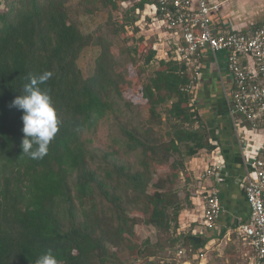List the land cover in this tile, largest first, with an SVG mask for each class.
<instances>
[{"label": "trees", "instance_id": "1", "mask_svg": "<svg viewBox=\"0 0 264 264\" xmlns=\"http://www.w3.org/2000/svg\"><path fill=\"white\" fill-rule=\"evenodd\" d=\"M70 1L0 0V264H35L49 249L60 264H174L161 257L166 249L195 258L226 232H179L194 192L176 188L188 177L186 158L206 145L196 129L195 96L184 91L191 82L185 64L161 60L146 80L157 52L141 22L158 0H129L125 8L126 0H82V14L110 12L109 33L89 35L71 19ZM114 37H123L126 48L118 49ZM92 46L101 52L85 78L78 63ZM45 72L52 75L39 87L50 90L59 130L47 154L32 159L22 154L23 112L11 104ZM163 111L165 135L158 130ZM104 120L116 132L107 151L83 140ZM146 229L155 242L144 237ZM230 252L213 253L208 264H237Z\"/></svg>", "mask_w": 264, "mask_h": 264}, {"label": "built area", "instance_id": "2", "mask_svg": "<svg viewBox=\"0 0 264 264\" xmlns=\"http://www.w3.org/2000/svg\"><path fill=\"white\" fill-rule=\"evenodd\" d=\"M220 6H213L207 0H158V5L148 6L141 22L142 32H148L146 39L153 43L157 59L162 52L168 58L184 63L190 77V84L184 88L190 95L195 89L202 72L204 53L213 57L227 53L228 77L233 91L228 101L229 118L238 126L239 119L245 121L254 131H264V25L243 33L228 32L216 34L213 31L211 14ZM147 17L151 19L148 23ZM154 40L151 41V36ZM244 139L239 144L243 146ZM243 148L244 176L234 180L243 191L250 207V218L241 223L234 234L249 248L250 264H264V145L254 149L247 156ZM226 164L222 152L216 150L203 159L201 166L194 164L193 174L199 171L197 180L202 190L191 199L193 222L202 230L194 234L204 235L203 229L213 227L224 213L220 192L203 183L215 181ZM180 232V231H179ZM182 264H202L206 252L190 258L183 249H178Z\"/></svg>", "mask_w": 264, "mask_h": 264}, {"label": "crops", "instance_id": "3", "mask_svg": "<svg viewBox=\"0 0 264 264\" xmlns=\"http://www.w3.org/2000/svg\"><path fill=\"white\" fill-rule=\"evenodd\" d=\"M207 1L210 5L220 6L211 14L212 27L216 34L243 33L264 25V0ZM148 19L150 18L147 17ZM145 21L146 19L143 18V25ZM147 33L146 31L142 32L144 36ZM150 36L151 41H153L154 37L152 34ZM167 59L166 55L161 52L154 63L157 66L156 69L159 66V61H168ZM232 91L233 83L228 77L227 70V53H220L216 58L210 52L204 53L202 72L195 89L194 112L199 115L200 122L196 125V129L201 130L206 147L199 151L196 156L186 158L185 161L188 176L193 177L195 180L194 192H197L202 190V182L197 180L199 171L193 174L194 164L195 167L201 166L203 159L212 155L216 150L222 152L226 161L223 170L213 183L208 182V184L203 183V185H208L210 189L213 187L220 192L224 213L217 224L212 228L203 229V232L207 238L219 237L226 232L222 239L225 238L227 244L232 243L233 240L234 242L240 240L233 232L241 223L247 222L250 218V207L245 200V195L239 186L234 183L236 178L243 177L245 173L242 154L244 147L241 148L239 140L240 138L245 140L243 146L245 145L244 152L247 156H252L254 149L264 145V131H254L242 119H239L236 127L230 120L227 98H231ZM193 214V206L191 205L190 209L185 212V219L184 214L182 215L180 233L186 232L192 227H195L194 231L200 232L202 230L197 223L193 222ZM220 239L215 238L207 245L205 251L207 264L212 254L217 251L213 248L215 246L211 245H215L214 243L220 241ZM210 248L212 252H209ZM232 249L238 251L239 248L230 246L225 249L224 257L227 256V250ZM227 262H229V259Z\"/></svg>", "mask_w": 264, "mask_h": 264}, {"label": "rangeland", "instance_id": "4", "mask_svg": "<svg viewBox=\"0 0 264 264\" xmlns=\"http://www.w3.org/2000/svg\"><path fill=\"white\" fill-rule=\"evenodd\" d=\"M82 0H71L69 3V13L71 16V19L75 22H77L81 28V30L86 34H94L100 30H103V32L105 33H109V27H110V20H109V16H110V12L109 11H105L103 13H99V14H95V15H86V14H82L81 11L79 10V4ZM121 7H126L129 6V0H126L125 3L121 2L120 3ZM5 6H2V9H4ZM113 17L115 20H119V18L122 17L121 13L119 12H113ZM114 40H117L118 43H116L118 45V49L120 47L126 48V43L123 37H119L116 38L114 37ZM100 48L97 46H92L87 48L84 53L82 54L80 60H79V68L81 69L83 75L85 78H90L92 77L93 73H94V69H95V62L97 60V58L100 55ZM142 64V63H141ZM156 65L153 64L151 65L148 69H147V73L148 75L146 76V80L154 73V71L156 70ZM137 69L136 68H132L131 69V74H133L134 80L136 82V80L139 78L138 73H137ZM145 77L141 78V80H144ZM139 89V88H138ZM138 89H134L135 94L137 93ZM134 93V92H132ZM168 108V107H166ZM142 112H144V116L147 115V111H145L144 108L141 109ZM162 118L164 121V124L158 128L159 132L161 135H165L166 132H168L169 130V124L166 120V116L164 115V111L162 113ZM113 122L111 120L109 121H102L100 127L98 128V130L96 132H87L84 134L83 136V140L88 143L90 146L101 149V150H111L113 148V135H116V132L113 129ZM115 148V147H114ZM128 159L131 161H134V157L128 156ZM161 173H163V171H160ZM189 175V174H188ZM188 176L187 179L184 177L180 184L178 185V187L176 188L178 191H180L181 193H184V191L186 190H190V192H194L195 187H194V178L192 180V178ZM196 186V183H195ZM194 187V188H193ZM195 194V192H194ZM191 207V205H183V211L181 213L180 216V222H181V218L182 215L185 219V212L187 210H189ZM208 228H212V227H206V229ZM188 231V230H187ZM156 232V231H155ZM142 233H144V237L147 236H151L152 237V241L155 242L157 240V238H155L154 235V231H148L147 229L144 231H142ZM168 236L164 235L163 238H167ZM162 238V237H161ZM225 238H221L220 241L214 243L215 245H211V246H215L213 248H215V250H217L215 252V254L219 255L221 258L224 257V253H225V249L229 248L230 246H236V248H239L238 251L236 249H232L230 250V254L234 255L235 260L238 262L237 264H250L249 261V253L250 250L248 247H246L245 245L242 244V242L240 240L235 241L233 240L232 243L227 244L225 242ZM217 244V245H216ZM210 246V247H211ZM212 252V249L210 248V251ZM222 254V255H221ZM209 255V254H208ZM214 255V254H213ZM161 257L164 258L166 257L167 260H164L165 262H171L174 264H182L183 260L181 258H178L177 253L175 254V252L173 250L170 249H166V251H164L161 254ZM210 257V256H209ZM229 258V256H227ZM206 259V258H205ZM204 259V261H205ZM212 260V257H211ZM203 261V264H207V262ZM209 263V261H208ZM125 264H134L133 260L126 262Z\"/></svg>", "mask_w": 264, "mask_h": 264}, {"label": "clouds", "instance_id": "5", "mask_svg": "<svg viewBox=\"0 0 264 264\" xmlns=\"http://www.w3.org/2000/svg\"><path fill=\"white\" fill-rule=\"evenodd\" d=\"M51 75L50 72H45L38 77H31L30 83L23 86L24 94L18 95L11 104V107L23 112L22 154L32 159H42L47 154L49 145L59 130L57 109L50 90L39 87L40 84L46 83ZM35 264H60V261L49 249Z\"/></svg>", "mask_w": 264, "mask_h": 264}, {"label": "bare ground", "instance_id": "6", "mask_svg": "<svg viewBox=\"0 0 264 264\" xmlns=\"http://www.w3.org/2000/svg\"><path fill=\"white\" fill-rule=\"evenodd\" d=\"M200 262V261H199Z\"/></svg>", "mask_w": 264, "mask_h": 264}]
</instances>
